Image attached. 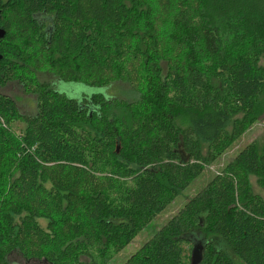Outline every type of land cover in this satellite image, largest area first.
Here are the masks:
<instances>
[{"label": "trees", "instance_id": "trees-1", "mask_svg": "<svg viewBox=\"0 0 264 264\" xmlns=\"http://www.w3.org/2000/svg\"><path fill=\"white\" fill-rule=\"evenodd\" d=\"M178 4L160 33L147 0H0V88L37 97L23 116L0 95V264L120 253L264 116V0ZM42 65L58 90L35 80ZM119 79L132 103L106 95ZM258 144L124 264H190L196 243L199 264H264Z\"/></svg>", "mask_w": 264, "mask_h": 264}, {"label": "rangeland", "instance_id": "rangeland-1", "mask_svg": "<svg viewBox=\"0 0 264 264\" xmlns=\"http://www.w3.org/2000/svg\"><path fill=\"white\" fill-rule=\"evenodd\" d=\"M147 1L150 2V5H153L154 21L156 23L157 21H160L159 26L157 24V28L160 33H166L169 29V21L178 13L177 6L179 7V0H160L159 3L156 2V0ZM193 17L195 20L198 19L196 13L193 14L192 18ZM181 52L182 51L179 53ZM180 61L182 63V59H179L174 61V64H181L178 63ZM41 63L44 64V61L42 60ZM45 65H42V67L40 66L39 71L34 72L33 69H30V71L33 73V76L38 84H43L47 88L56 91L58 90V78L54 76L52 70ZM24 89L25 88L21 83L11 81L0 88V95L10 98L20 115L33 116L36 113L37 97L32 93H27ZM106 95L112 99L116 98L117 100L126 103H132L138 97V95L133 92L132 87L121 79L109 86L106 91ZM12 128L18 132L22 128V125L20 122H15ZM250 143H259L258 145H260V143H264V116H262L237 142H235L232 148L222 156L219 163L205 168L201 178L195 180L184 192L180 193L173 204L165 212L154 218L150 224L139 232L135 239L124 250L120 253H114L112 250L109 251L105 254V256L99 259L97 264H124L148 239L152 237L157 230H159L170 218H172L183 207V205L208 182L209 178L216 173L217 170L221 169L223 164L230 162L238 151ZM250 182L253 192L260 195L264 199V191L257 187L255 179L251 178ZM39 224L41 228L46 227L45 221L41 220L39 221ZM15 256L13 255L10 261L18 258V256L16 258ZM96 256H98L97 253L95 254V257ZM18 259L19 264H35L34 262L26 263L21 261L20 258ZM81 261L88 264L87 261L83 259Z\"/></svg>", "mask_w": 264, "mask_h": 264}, {"label": "water", "instance_id": "water-1", "mask_svg": "<svg viewBox=\"0 0 264 264\" xmlns=\"http://www.w3.org/2000/svg\"><path fill=\"white\" fill-rule=\"evenodd\" d=\"M5 35V32L2 28H0V39H2ZM1 59V57H0ZM118 148L116 149L117 152ZM202 250L203 246L199 243L193 244L191 256H190V264H199L202 259Z\"/></svg>", "mask_w": 264, "mask_h": 264}]
</instances>
